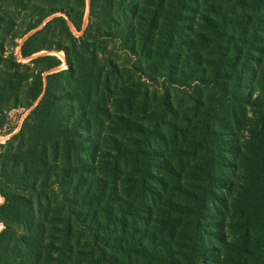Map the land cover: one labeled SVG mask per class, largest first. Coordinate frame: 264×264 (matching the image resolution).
I'll return each instance as SVG.
<instances>
[{
  "label": "trees",
  "instance_id": "16d2710c",
  "mask_svg": "<svg viewBox=\"0 0 264 264\" xmlns=\"http://www.w3.org/2000/svg\"><path fill=\"white\" fill-rule=\"evenodd\" d=\"M85 7L0 0V91L29 109L0 143V264H210L218 205L253 247L240 257L264 264V120L237 136L248 106L264 111L242 91L264 0H90L77 36ZM8 31L23 58L47 53L5 57Z\"/></svg>",
  "mask_w": 264,
  "mask_h": 264
},
{
  "label": "rangeland",
  "instance_id": "374dc122",
  "mask_svg": "<svg viewBox=\"0 0 264 264\" xmlns=\"http://www.w3.org/2000/svg\"><path fill=\"white\" fill-rule=\"evenodd\" d=\"M132 1V0H131ZM204 8L200 6L199 10H203ZM89 13H90V0H86V7L83 15V23H82V30L77 31L73 23L69 20V25L71 30L74 32L75 35L79 36L82 34L83 29L86 28L88 21H89ZM64 15L65 18H68L66 13L64 12H58L56 15ZM192 20L189 22L194 23V20L196 19V16L199 17L198 12L195 11L191 12ZM48 17L47 19H49ZM20 21V18L18 19ZM18 22V21H17ZM16 21H14L15 25L17 24ZM15 27V26H14ZM11 31H8L10 33ZM15 32V30H14ZM13 32H11L12 36H8V40L5 42V57L14 58L17 61L21 62H27L32 57L47 53V51H41L38 53H35L31 57L23 58L21 56V44L23 43L24 39L26 37H20L16 36ZM27 36V35H26ZM264 38V36H263ZM115 47V48H113ZM118 47V44L114 45V43H111L108 47V50L105 54H109L113 57H118V55L124 56L123 50H120ZM259 51L257 55H260L262 58L260 59V65L257 63L251 64L250 68L246 71L244 76V88L243 93L247 94L248 92H252L254 95V98L257 96L259 97V102H264L263 99V88H264V42H261L258 50ZM51 54L57 55L62 60V64L57 69H67L68 63L66 59V53L64 50L60 51H52ZM105 54L103 57H105ZM117 61L120 63L122 62L121 58H117ZM133 61L131 60L128 66H133ZM8 62H4L5 70L1 68L0 71V86H4L2 80L6 79V75H4V72L9 69ZM24 69V68H20ZM132 70V69H131ZM136 74L137 71H135ZM46 74V73H45ZM68 81V80H67ZM256 87V88H255ZM153 88V86H152ZM255 88V89H254ZM10 102H8L4 98V94L0 91V143H5L13 134L18 132L22 126V123L26 117V115L29 112V109L23 108V107H11ZM112 109H114L112 107ZM258 110H261V106L257 107ZM255 109L253 106L247 107V117H243V126L237 130V136L239 135L242 139H245L246 136L250 135L247 129H254L256 124H251L250 120L258 121L260 118L261 122L264 120V111H259ZM70 110L74 111L73 108H70ZM75 113V111H74ZM247 120L249 121V124H247ZM259 129V128H258ZM236 137V136H233ZM230 142V141H228ZM91 154L87 151L85 153V157H89ZM224 171L227 174V177H232V173H239L238 171L234 170L233 167L229 166L224 169ZM234 179V178H233ZM237 180V179H236ZM239 181V180H237ZM241 181V180H240ZM242 182V181H241ZM256 185V184H255ZM250 189H255V187H251ZM225 197L227 198V203L229 201L233 204L232 196L227 192H222ZM256 193V192H255ZM5 200L4 196L0 194V203H2ZM237 201V198H236ZM264 204V201L262 202ZM219 211H214L213 214H211V220L210 222H206L204 228L206 230L205 239L207 247L211 249L209 252L211 262L210 264H252L253 261L247 260L245 261L240 257V254L242 252L250 251L253 247L249 244L247 241V238H244V236H240L237 234V229H233L235 227L236 223L234 220V217L232 216V213L227 211L223 206L218 205ZM221 211V213H220ZM251 211L253 212V208H251ZM51 213V211H50ZM255 214H249V221L252 223L254 220ZM248 220V218H246ZM4 228V223L0 221V231ZM73 261L69 262V264H82V261L80 260V257L72 259ZM75 261V263H73ZM81 261V262H79Z\"/></svg>",
  "mask_w": 264,
  "mask_h": 264
},
{
  "label": "crops",
  "instance_id": "0c3cea01",
  "mask_svg": "<svg viewBox=\"0 0 264 264\" xmlns=\"http://www.w3.org/2000/svg\"><path fill=\"white\" fill-rule=\"evenodd\" d=\"M25 40V39H24Z\"/></svg>",
  "mask_w": 264,
  "mask_h": 264
}]
</instances>
